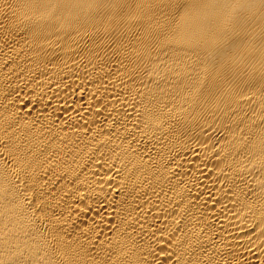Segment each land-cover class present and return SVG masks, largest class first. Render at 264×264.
I'll use <instances>...</instances> for the list:
<instances>
[{"label":"bare ground","instance_id":"1","mask_svg":"<svg viewBox=\"0 0 264 264\" xmlns=\"http://www.w3.org/2000/svg\"><path fill=\"white\" fill-rule=\"evenodd\" d=\"M0 264H264V0H0Z\"/></svg>","mask_w":264,"mask_h":264}]
</instances>
